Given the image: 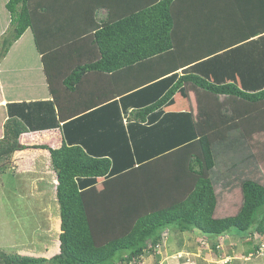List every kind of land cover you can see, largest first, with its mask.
Listing matches in <instances>:
<instances>
[{"label": "trees", "instance_id": "1", "mask_svg": "<svg viewBox=\"0 0 264 264\" xmlns=\"http://www.w3.org/2000/svg\"><path fill=\"white\" fill-rule=\"evenodd\" d=\"M6 9L4 56L31 30L53 100L8 105L0 163L29 148L23 134L60 129V148H32L51 154L62 232L54 257L0 251V264L138 262L171 226L264 237V184L243 180L238 212L219 217L211 176L215 145L242 130L240 118L248 115L245 134L264 132L255 112L264 105V15L249 20L241 0H9ZM226 65L248 91L216 82ZM177 95L193 96L195 112L168 111Z\"/></svg>", "mask_w": 264, "mask_h": 264}, {"label": "rangeland", "instance_id": "2", "mask_svg": "<svg viewBox=\"0 0 264 264\" xmlns=\"http://www.w3.org/2000/svg\"><path fill=\"white\" fill-rule=\"evenodd\" d=\"M8 1L0 0V62L2 61L0 65L3 61L7 63L6 76L11 77L13 74H11V71L21 69L22 72L19 73H23L26 79L36 80L38 79V72L43 67V62H40V55L35 47L34 36L30 30L22 36L20 41L18 40L19 42L13 43L11 46L13 48L10 47L12 49L11 53L8 54V51L4 56L3 41L11 37V17L5 7ZM214 73L217 75V70H214ZM17 75L18 73L14 72L13 77L15 78ZM216 82L218 84L235 83L248 91L243 87L242 80L238 77L235 78L233 69L227 65L225 74ZM10 84L11 82L9 86ZM8 88L7 93L12 94V90ZM14 88L20 89L21 87L14 85L13 91H16ZM224 100V97L220 98V102ZM227 108L230 114L232 109L230 106H227ZM255 112L256 114H264V105H260ZM232 115L237 114L232 113ZM196 116H198V113H196ZM196 118L199 119V117ZM247 119L248 115L245 116V120ZM245 120L241 118L238 120L242 130L238 128L228 130L226 138L215 145L216 166L211 176L219 197V215L222 216L235 215L238 212L243 199L241 192V182L243 180L252 179L264 184V132L253 130V134H245L241 123ZM6 123L2 122L0 125V139L5 136ZM32 147L29 146L32 150L30 153H34ZM36 152L40 155H35V159H33L38 160L39 165L43 164L45 166L47 162L44 154H48L49 151L44 150L45 153L42 151ZM30 153L25 151L16 152L7 164H0V251H6L7 253L16 252L17 247L25 245L27 247L25 249L30 251L32 249L39 251L40 249L41 255L48 245H53V242L56 241V238L53 237L50 239L46 236L43 237L44 234L40 231L41 227L43 231L47 224L53 223L51 213L56 217L57 213L60 212L59 203L53 197L54 188L50 185L51 178L40 176L41 174L29 173L28 176H23L22 173H17L22 172V169H24L23 171L27 170L28 163L25 162L23 165H28L23 168L19 163L22 162V159L26 161L30 159ZM14 158L16 159L15 162ZM41 169L43 168H39L38 171H41ZM39 182L42 183V186L38 185ZM96 182L99 183L100 181L97 179ZM17 224H20V227ZM1 226H8L11 230L2 231ZM124 252L120 251L117 259L122 257ZM180 256L179 260L194 264L191 254L181 253ZM227 263V259L218 261V264Z\"/></svg>", "mask_w": 264, "mask_h": 264}, {"label": "crops", "instance_id": "3", "mask_svg": "<svg viewBox=\"0 0 264 264\" xmlns=\"http://www.w3.org/2000/svg\"><path fill=\"white\" fill-rule=\"evenodd\" d=\"M226 2L227 0H222V1L220 0V3H226ZM241 2L242 5L245 6L248 10L249 14L247 15H251L248 16L249 20L252 21L261 20L260 16L263 17L264 15L263 12L264 7L262 6L260 9L256 10L252 4L257 3V8H259V4L261 5L264 4V0H241ZM107 14L108 13L106 10H96L93 18H95L96 15L98 20H102L106 18ZM26 32L24 34H26ZM250 32L251 31L248 30L247 28L243 30V35L249 34ZM11 48L10 50H8L9 51L8 54L11 53L12 51ZM39 55H40V62H43L42 55L40 53ZM218 65L219 64L215 63L212 64L211 67H218ZM42 66L43 67L40 69V71L37 74L38 79L29 80L25 78V75H23V73L22 74L19 73L22 72L21 69L11 71V74L12 73L14 74V72L18 73L17 77L15 78L13 77V74L11 77L6 76L8 70L7 63L3 61V63L0 65V125L2 122L6 123V121L9 120V110H8L9 104L49 102L53 100V96L48 88L49 86L47 82L44 63H42ZM94 80H96V76L94 75L89 76V81L86 84L85 89L83 90L84 93L87 94L85 98H87L89 95L92 94L93 88L95 87L93 86L95 84L93 82ZM10 82L11 84L9 86ZM14 85H18L21 88L20 89L14 88L16 89V91H13ZM6 87L9 90H12L11 92L12 94L7 93L8 90ZM179 96L180 95L176 96L178 97L176 101V105L172 108H169L168 111L195 112V105H196L195 98H193L192 96L191 99L188 100L186 99L184 101V99ZM47 109L49 108L47 107ZM62 141H63V137L60 129L25 133L20 138L21 144L24 145L25 147L34 146V145H48L52 148H60L62 146ZM24 151L30 153L32 150L28 148L22 151H18V153ZM33 151L34 153H30L31 155H29L31 156L30 159H27V161L22 159V162L19 163L21 164L22 168L26 167L29 164L27 170L23 171L24 169H22V172H17V173L18 174L22 173L23 176H28L29 173H34L36 175L41 174L40 176L51 178L52 182L50 185L52 188H54L53 197H55L56 202H58V198H57L58 176L52 166L51 154L50 153L44 154V156H46L45 161L47 162L46 165L44 166L43 164L39 165V163H37L38 160H34L35 155H40V153H37L36 151L44 152V150L34 149ZM15 161L16 159L14 158V162ZM25 162L28 164L23 165L25 164ZM0 164L3 165L7 163H0ZM39 168H43V169H41V171H38ZM38 185L42 186V183L39 182ZM51 215L53 218L52 220L53 223L47 224L46 228L43 231L41 230L43 229L41 227L40 231L44 234L43 237L46 236L49 239L51 237L56 238V241L53 242V245H48L47 248L43 250V254L41 255H40V249L39 251L35 249H32V251H30L29 249H25L27 248L25 245H22L16 248L17 250L16 252L18 254H21L23 256L50 259L60 253V234L62 232L61 215L60 212L57 213L56 217L52 213ZM218 216L223 217L222 215H219V207H218ZM17 225H19L20 227V224ZM1 228L2 231H5L7 229L11 230V228H9L8 226H1ZM162 236H163L161 243L162 245H160L162 247L159 250H157L158 252L152 248V245H150L138 262L144 264H188L182 260H179L175 256L181 253H189L191 254L194 264H218L219 260H225V259H227L228 262L227 264H264V255L259 254L260 249L261 248L264 249V237L258 234L246 236L238 231H233L230 234H227L222 237H208L202 235L200 232L196 230L181 233L176 227L171 226L166 231H164ZM253 252L255 255H253L252 259L246 260L245 258L248 257ZM128 257H129V253H125L124 256L118 260L121 259L128 260ZM138 262H125L124 264H136ZM118 264H120V261H118Z\"/></svg>", "mask_w": 264, "mask_h": 264}, {"label": "clouds", "instance_id": "4", "mask_svg": "<svg viewBox=\"0 0 264 264\" xmlns=\"http://www.w3.org/2000/svg\"><path fill=\"white\" fill-rule=\"evenodd\" d=\"M225 236V235H224ZM220 237H222V236H220ZM160 249V245L157 247V250H159ZM158 252V251H157ZM181 254H179V255H177V256H175L176 258H178V259H180L181 258V256H180ZM253 255H255L254 253H252V254H250L248 257H246L245 259L246 260H250V259H252V257H253Z\"/></svg>", "mask_w": 264, "mask_h": 264}, {"label": "built area", "instance_id": "5", "mask_svg": "<svg viewBox=\"0 0 264 264\" xmlns=\"http://www.w3.org/2000/svg\"><path fill=\"white\" fill-rule=\"evenodd\" d=\"M259 254L264 255V249L263 248L260 249Z\"/></svg>", "mask_w": 264, "mask_h": 264}]
</instances>
